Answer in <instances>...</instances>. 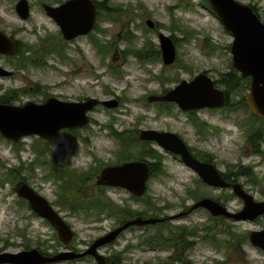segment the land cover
Listing matches in <instances>:
<instances>
[{"label":"rangeland","instance_id":"374dc122","mask_svg":"<svg viewBox=\"0 0 264 264\" xmlns=\"http://www.w3.org/2000/svg\"><path fill=\"white\" fill-rule=\"evenodd\" d=\"M16 1L0 0V30L23 44H32L33 47L37 45L39 37L48 34L47 41L50 43V34L57 35L60 31L54 20L45 14L41 3L46 2L51 5L53 3L50 0H27L30 13L26 20H22L14 9ZM100 1L121 10L129 5L134 10L132 9L130 14L122 11L115 20L107 18L102 12L100 14L97 12L95 22L104 29V32L93 29L87 35H78L70 40L63 39L65 41H63V60L56 53L47 52L43 58L47 65L17 68L15 54L13 56L0 54V67L11 71V75L0 76V93L9 88L18 89L19 93H22V90L27 91L14 102L15 104L27 100L42 102L41 92L36 91L35 83L47 85L50 95L63 100H82L88 97L119 100V104L114 108L102 105L93 107L89 112L92 121L86 125L88 127L77 129L73 140L69 138V133L65 129L57 132L49 144L58 156L57 166L60 169L69 168L78 173L93 175L98 168L117 159L120 147L112 134L113 129L125 131L127 135H134L135 129L143 128L172 130L180 134L190 146L212 154L215 164L221 171L225 170V162L240 161L254 166L253 170L260 178V182L249 183L247 177H241L239 182L256 200H264V158L252 153L244 129V124L250 122L249 109L230 107L229 110H198V117L211 125L208 127V132L202 135L205 137L203 138L196 133V128L187 112L181 111L175 103L172 102L169 112H166L160 111L156 102L148 101L149 95L161 94L164 88L173 87L181 79L190 80L198 72L206 70L213 78H217L221 71L228 70L232 36L224 29L216 14L202 4L201 0ZM140 5L144 7L143 14L138 8ZM259 5L263 7L264 0L259 1ZM261 7L259 14L264 20V11ZM147 18L161 23L162 26L158 30L147 27L145 24ZM128 30L133 34L132 43L135 48H140L148 41L160 48L158 32L161 31L165 35L173 34L177 39L176 58L180 59L178 63L181 65L176 63L164 65L161 54L158 60L144 63L131 54H125L124 50L129 44L125 41L124 35ZM186 31L191 34L188 36ZM92 35L101 40L111 39L116 46L115 50L106 55L98 53L92 45L90 39ZM184 36L187 38L183 39ZM48 46L46 44V47ZM209 46H212L211 50ZM34 50L36 52H27V54H30L31 59L38 61L37 57L41 51L36 48ZM111 64L115 70H110ZM158 76L165 78L163 84L159 82ZM239 97L238 93L232 94L230 101L236 103ZM254 123L255 126L261 125L259 121ZM34 137L26 136L15 145L0 134L2 161L8 166H18L21 163L19 156L24 163L34 160L36 156L29 146L34 142ZM150 147L155 146L134 141L130 151L134 154L139 150H148ZM261 147L264 150V140L261 141ZM159 149L155 150L162 157V174L157 173L150 177L147 181V190L140 200L132 199L129 192L121 188L97 187L95 175L81 190L88 196V202L99 201L102 210L89 209L87 213L84 210L73 212L56 204L60 181L43 178L49 171L47 156L45 165L36 166L34 172L25 171L27 182L46 197L70 225L73 238L69 245L73 249L69 245L64 246L58 240L56 231L49 223L34 216L27 205H20L16 200L17 195L12 193L15 181L11 177L1 180L0 249L9 246L7 250L15 252L24 248L22 244L28 243L30 247H36L37 241H40L41 246H45L50 255L63 250L80 252L122 219L138 214L148 215L150 204L153 205V202L155 205L166 206L161 210L160 215L172 214L180 210L182 205L191 204L194 201L193 195L214 197L221 192L229 197L224 203L228 209L232 211L241 209L240 198L230 196L229 190L212 189L198 184L196 174L184 166L179 158L172 154L163 155L160 152L162 150ZM6 171L7 169L1 166L0 173L4 175ZM109 214L113 217H108ZM210 216L212 215L208 211L200 209L170 222L189 227L197 226V229L204 225L214 226L213 230L216 232L219 221L211 219ZM223 223L229 225L231 232L243 235L247 233V240L241 245L244 260H241L234 248L216 249L211 243L204 241L201 237L203 232H199L197 236L190 238L193 243L187 257L192 264H218L217 261L221 264H264V251L254 247L248 240L250 230L264 227V215L261 214L254 220L223 217ZM225 227L223 225L222 228ZM158 228L157 225H151L145 229L139 227L125 231L112 244L99 248V252L119 256L120 264H160L169 252L151 251L135 246L139 236L147 232H155ZM20 233H25V236ZM216 237L226 241L228 235L220 232ZM43 240L45 245L42 243ZM56 264L96 263L93 258L85 257Z\"/></svg>","mask_w":264,"mask_h":264},{"label":"water","instance_id":"95a60500","mask_svg":"<svg viewBox=\"0 0 264 264\" xmlns=\"http://www.w3.org/2000/svg\"><path fill=\"white\" fill-rule=\"evenodd\" d=\"M207 1L224 28L233 37L230 52L234 68L239 70L241 75L250 77L244 102L256 117L264 119V22L250 6L236 0ZM42 6L45 13L58 25L65 40L78 35H87L95 26L96 7L92 0H65L58 5L43 3ZM14 9L21 19L28 18L30 7L27 0H17ZM145 24L149 28L155 26L150 18L146 19ZM158 41L162 63L172 64L176 58L173 40L160 32ZM15 51V40L0 30V54L13 55ZM8 75H11V71L0 67V76ZM227 99L225 91L215 86L214 80L205 72L196 74L190 80L181 79L162 94L148 96L149 102H174L183 111L221 107L227 103ZM97 105L114 108L118 105V100L89 97L82 101H66L48 96L42 103L32 100L22 104L2 102L0 103V134L14 143L31 135L51 140L62 129L82 128L90 123L92 118L89 112ZM138 138L142 141H153L162 149L179 155L182 162L194 169L204 183L218 188H231L233 194L242 200L241 209L230 211L221 202L211 197H202L187 212L203 207L213 216L222 215L236 220H253L264 214V200H255L240 182L226 181L214 164L193 157L183 139L175 132L143 128L138 131ZM148 175V165L145 161H125L103 167L96 183L122 187L139 196L146 188ZM15 191L18 197L27 201L28 207L37 216L45 219L55 229L59 241L63 245H68L73 237V231L48 199L25 181L17 182ZM183 214V212L177 213L171 217L175 218ZM163 219L165 218L136 216L97 237L81 252L63 250L46 255L35 247L15 252L3 251L0 252V264H55L85 255L93 256L98 264H106L107 258L97 251L99 246L112 242L130 225L155 223ZM248 237L252 245L264 250V227L251 230Z\"/></svg>","mask_w":264,"mask_h":264},{"label":"trees","instance_id":"16d2710c","mask_svg":"<svg viewBox=\"0 0 264 264\" xmlns=\"http://www.w3.org/2000/svg\"><path fill=\"white\" fill-rule=\"evenodd\" d=\"M42 1V0H38ZM63 0H50L51 3H60ZM95 3L96 10L98 14L101 12L107 16V18H111L115 20V18L123 12L126 13H132L131 6L128 5L127 8L121 10L118 7L115 6H107L105 3H103L100 0H93ZM189 2V1H188ZM141 9V14H143L144 7L143 5H140L138 7ZM97 14V15H98ZM146 15V14H145ZM141 16V15H140ZM157 28L162 26L161 23L156 22ZM179 28V27H178ZM94 29L96 31L104 32V29H102L98 23L95 24ZM185 33V31H184ZM186 34L188 36L191 33H188L186 31ZM46 36V35H45ZM39 37L38 43L36 46L33 47L32 44H23L19 40L17 41V49L16 53L14 55V58H16V62L18 63L16 65L17 68H26L28 65H34V66H44L47 65L44 61V56L48 53H56L58 56H60V59H64V50H63V38L60 34V32L57 35L50 34L51 42L49 43L47 41V37ZM54 36V37H53ZM173 41L176 43L177 39H175V36L172 34L170 35ZM49 38V39H50ZM183 39H186L187 36L182 37ZM55 39V40H54ZM91 42L93 47L96 48L98 53L106 55L110 52H113L115 50L113 41L111 39H105L101 40L100 38L96 36H90ZM125 41L129 44L126 46L124 53L125 54H131L138 58V60L141 63H144L145 61H155L160 58V51L157 46H154V44L151 41L145 42L140 48H135L133 46V34H131V31L128 30L124 35ZM65 42V41H64ZM46 44L49 46L46 47ZM34 48L41 51L40 55L37 57L38 61L31 59L30 54L28 55L27 52H36ZM212 49V46H209V50ZM36 54V53H35ZM180 59L176 58L175 62L177 65H181V63H178ZM229 70L223 72L221 71L219 73L218 78L216 79V82L222 85L225 90L229 94H239V99L236 100V103H233L232 101H229L227 108H234V109H246L248 110L247 105L243 101V96L245 93V90L248 87L249 77L241 76L238 74L236 70L233 69L232 65L229 64ZM110 70H115V67L111 64L109 65ZM159 82L163 84L165 78L159 77ZM36 91H40L42 95L43 101L50 93L47 91L48 86L45 84L35 83ZM166 90L164 88L163 92ZM22 93H19V90H14L13 88H9L5 90L3 93H0V103H14L17 100L20 99V96L25 94L27 91L22 90ZM159 106L160 111H166L169 112V103L160 102L156 103ZM249 120L248 124H244V129L246 132V140L251 146L252 153L262 156L264 158V150L261 147V141L264 140V119H260L256 117L254 114H252L249 111ZM194 114H190V118L192 120V123L197 126V131L199 134L204 135L208 131V127L210 126L207 122L200 120L197 116H193ZM259 121L261 122V125H257L254 122ZM88 127V126H86ZM113 129V128H112ZM111 129V130H112ZM69 134V138L73 140L74 136L76 135L77 129H65ZM138 129H135L134 135H127L125 131L120 132L116 131L115 129L112 130L113 136L117 139L119 150L117 152V159L114 162L107 163L105 165L109 164H116L121 163L128 160H145L149 164L150 169V176H154L157 173H161L163 171L162 166V157L158 152L153 148L150 147L148 150H139L136 153H131V146L133 145L134 141L141 142L142 144H150L149 142L140 141L138 139ZM51 140L46 141L40 137H34V142L31 143L30 150L35 154L34 160L28 163H24L21 161L20 156L19 161L21 162L20 165L6 168L7 171L4 175L0 173V181H4L9 179L10 177L12 180H16L19 177L22 176V179L27 181V176L22 174L25 171H31L34 172L35 167L40 165H45V157H48V165H49V171L46 175L43 176L44 179H53L54 181L59 180L60 183L58 185V201L56 204L63 208H67L70 211L77 212L84 210V212H88L89 209H95V210H102L101 203L99 201H93L88 202V196L82 192L81 189L85 188V184L88 180L93 179L95 175H97L100 171V168L96 170V172L93 175H87L84 172L78 173L73 169L64 168L60 169L57 166L58 156L53 152V148L49 146ZM22 146V143L21 145ZM195 156L211 161L213 158V155L210 154L208 151H202L200 149L196 150ZM150 159H147V158ZM2 167L6 166V162L2 161L0 158V169ZM45 167V166H43ZM162 174V173H161ZM164 174V173H163ZM222 175L227 181H239L241 177H247V182L255 184L260 182V178L258 177L257 173L253 170V166L250 164H244L242 162L237 163H228L225 162V170L222 172ZM197 183H200V179H196ZM264 192V191H263ZM230 196H233L232 193L229 194ZM194 199H198L199 195H193ZM137 200H140L141 197H133ZM214 199L221 201L222 203H225L229 199L228 196H225L223 193H219V195L214 196ZM24 201L23 199H19V203ZM151 202V201H150ZM154 203V202H153ZM150 207L153 208L152 212L153 215H156L158 210L160 209V206L157 205H151ZM146 216V215H145ZM158 216V215H157ZM211 217V216H210ZM215 220L219 221V224L217 225V231L215 232L212 227L208 226L206 228L207 233L208 230H210L211 235L209 233L202 236V239L209 241L213 246H215L217 249L220 248H234V250L239 254L241 260H244L243 251L241 249V245L245 240H247V233L240 234L237 232H231L229 230V225H226L223 223V216L219 217H211ZM162 225L161 223H158V227ZM226 226L224 229L222 228ZM207 226V225H205ZM210 228V229H209ZM226 233L228 235L226 241H222L221 239H217L216 235L217 233ZM22 234V233H20ZM199 234V231L197 228H189V227H179L178 231L171 232V234H167L166 232L161 231V229L156 230L155 232L145 234L140 236V239L138 243L132 244L133 246H139L144 247L148 246L149 248H159V249H173L176 251L177 254L174 256H168L167 259L161 260L160 264H192V262L188 259V250L193 243L189 239L190 236H197ZM171 235V236H170ZM22 236H25V233L22 234ZM43 245H45L44 240L42 241ZM24 248H29V244H22ZM130 246V245H128ZM37 249L40 250L43 254H50L45 246H41L40 241H37L36 245ZM70 248L71 245H69ZM120 254V253H118ZM117 254V255H118ZM118 259H120L119 256H117Z\"/></svg>","mask_w":264,"mask_h":264},{"label":"flooded vegetation","instance_id":"af4514ba","mask_svg":"<svg viewBox=\"0 0 264 264\" xmlns=\"http://www.w3.org/2000/svg\"><path fill=\"white\" fill-rule=\"evenodd\" d=\"M238 1H240V2H243V3H245V4H248V5H250L255 11H257L258 13H260V8L259 7H261L260 5H259V1L261 2V0H238ZM56 4H58V3H56ZM263 6V5H262ZM262 9H263V11H264V6L263 7H261ZM156 29V28H155ZM188 114L189 113H191V111H189V112H187ZM151 143V142H150ZM189 147H191L190 145H189ZM192 150H193V148H192ZM195 150H193V152H194ZM10 167H14V166H8L7 165V163H6V166H5V168H10ZM23 175L25 174L24 172L22 173ZM20 180H24V179H22V176L21 177H19L18 179H16V180H14L15 182H13V184H14V186L12 187V193H15V185H16V183L18 182V181H20ZM25 181V180H24ZM8 182V181H7ZM105 187V186H104ZM19 199H21V198H16V200L19 202ZM20 205H27V202L24 200V201H22L21 202V204ZM201 208H199V209H194L193 211H196V210H200ZM192 211V212H193ZM191 212V213H192ZM183 217H186V216H183ZM100 220V219H99ZM123 220V219H122ZM124 222V221H123ZM123 222H121V223H116L112 228H114V227H116V226H118V225H120V224H122ZM111 228V229H112ZM110 229V230H111ZM133 228H131V227H129V228H127L126 230H132ZM125 230V231H126ZM108 232V231H107ZM123 233V232H122ZM122 233H120L119 234V237L122 235ZM106 245H108V244H106ZM106 245H103V246H101V247H99V248H102V247H105ZM7 247H9V246H7ZM7 247H3V248H1L0 249V252H3V251H8L7 250ZM24 249V248H23ZM104 256H106V258H107V263H106V261H105V263L106 264H120L121 263V259H118L117 258V256L116 255H111V253H102ZM87 257H89L90 259H92L93 257L92 256H87ZM83 258H85V257H83ZM4 264H10V263H4Z\"/></svg>","mask_w":264,"mask_h":264}]
</instances>
